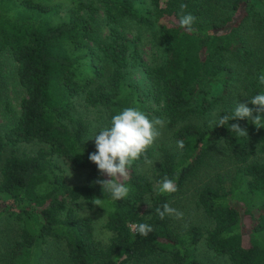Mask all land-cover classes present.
<instances>
[{
  "label": "trees",
  "instance_id": "1",
  "mask_svg": "<svg viewBox=\"0 0 264 264\" xmlns=\"http://www.w3.org/2000/svg\"><path fill=\"white\" fill-rule=\"evenodd\" d=\"M101 2L110 31L106 39L81 7L63 14L57 0H0V53L8 52L15 61L25 91L19 116L0 132V221L13 215L19 224L6 250L0 246V264H203L194 254L202 241L231 264H264V128L230 120L229 125L247 128L248 136L237 138L228 125L185 121L211 109L210 84L229 87L239 72L247 82V99L264 92L258 82L264 73V0H150L148 9L141 0ZM182 3L184 12L196 17L194 31L179 26ZM128 20L156 25L165 43L163 62H145L121 29ZM132 65L145 71L149 91L127 82ZM149 97L160 109L147 103ZM80 100L104 109L105 127L126 107L150 119L164 116L176 141L184 142L181 156L161 147L151 179L140 170L153 157L149 148L128 170L127 197L114 201L95 183L105 177L88 159L95 147L88 140L89 124L77 111ZM233 110L224 109L219 117ZM220 139L231 166L215 156ZM30 142L43 145L34 154L20 152L19 144ZM56 156L73 168H87L85 182L69 184ZM209 163L214 173L210 182L197 185V205L213 225L206 230L189 225L180 232L172 215L161 219L155 210L171 206ZM165 177L175 181L178 191L156 190ZM149 195L150 204L141 211ZM80 200L105 212V227L112 232L108 243L95 237L93 217L73 207ZM140 224L153 230L141 236ZM50 241L61 251L48 262Z\"/></svg>",
  "mask_w": 264,
  "mask_h": 264
},
{
  "label": "rangeland",
  "instance_id": "2",
  "mask_svg": "<svg viewBox=\"0 0 264 264\" xmlns=\"http://www.w3.org/2000/svg\"><path fill=\"white\" fill-rule=\"evenodd\" d=\"M62 5V12L67 13L71 9L80 8V12L89 16L91 21L95 24L98 30L99 37L106 39L109 36V25L106 21L104 6L101 0H57ZM142 4L148 9L150 0H141ZM122 31L128 37L133 45H137L141 56L148 65L155 66L166 57L165 43L159 36V29L156 25L144 26L137 25L132 20L125 21L121 26ZM249 41L256 40V44H260V40L257 38L251 39L252 36L247 35ZM0 71L2 76L6 80L5 89L1 92L0 96V132L4 133L7 127L12 125L20 113V101L25 95L24 89L20 86L18 78L15 73V61L8 52L0 53ZM127 82H132L135 85L140 86L145 92L149 91L151 85L145 71L139 65H132L127 69L126 75ZM2 81V80H1ZM243 72H239V75L235 81L230 84L229 87L221 82H213L208 87V97L213 101L211 109L203 114L194 115L187 118L185 121H192L197 124H208L214 126L212 121L219 118V113L224 109H234L236 104L245 102L247 99V90ZM147 103L154 108L160 109L161 105L156 104L151 97L148 98ZM77 111L88 122L89 129L87 132L88 138L93 137L102 128L105 127V111L103 108L90 107L84 104L83 100H80L77 106ZM156 117L162 118L165 121V125L160 129V136L155 143L150 147L153 150V157L141 165L140 170L151 179H154L158 165L161 161V147H167L168 150L181 156V151L177 147V141L173 136V131L167 125V119L164 116L156 115ZM43 145L40 142L20 143L19 150L22 153L34 154ZM216 153L215 156L219 158L224 164L233 165V161L227 158L224 142L220 139L215 143ZM55 161L61 165V169L66 175L67 182L71 185L83 184L88 172L87 168L76 169L71 167V164L65 162L62 157H55ZM214 173L212 163H209L205 169L201 170L196 178H192L191 181L185 186L184 190L175 196L171 200V207L177 209L183 213L182 219H177L174 215L173 225L180 232L184 231L189 225H200L204 230L210 228L213 223L210 218L206 216L201 206L197 205V185L202 181L210 182V178ZM151 201V196H147L145 201L141 204L140 210L144 211L148 208ZM77 212L81 215H90L94 219L95 237L103 243H108L112 232L106 227L107 216L104 211L97 208H90L86 201L80 200L77 203L72 204ZM18 222L15 218L9 215L2 216L0 221V246L5 251L9 241L14 239L16 232H18ZM6 226H9L10 231ZM47 248L50 252L46 258L48 262L53 255L58 254L61 251L57 249V245L53 242H49ZM50 254V255H49ZM194 254L203 264H231L227 256L217 255L214 251L210 250L204 241L200 242L195 249ZM49 255V256H48Z\"/></svg>",
  "mask_w": 264,
  "mask_h": 264
},
{
  "label": "clouds",
  "instance_id": "3",
  "mask_svg": "<svg viewBox=\"0 0 264 264\" xmlns=\"http://www.w3.org/2000/svg\"><path fill=\"white\" fill-rule=\"evenodd\" d=\"M186 4H181L179 26L187 31H194L192 25L196 17L190 13H185ZM258 82L264 85V73L258 76ZM249 104L252 107H249ZM230 120H248L257 130L264 128V92L246 99L245 102H238L231 115H224L211 123L214 126L223 127L228 125L230 132L235 133L237 138L247 137L246 127L240 123H232ZM165 125V121L159 117L149 118V116L135 107H126L118 114L111 117L110 124L102 128L98 133L88 140H94L95 151L88 156L90 162L96 165L98 173L103 179H97L103 192L110 194L111 198L122 200L127 197L129 188L124 183L128 176V170L133 162L145 156L147 150L155 143L160 136V129ZM87 140V141H88ZM177 147L183 149L184 142L177 141ZM157 191L161 194H172L178 191L174 180L168 177L158 181ZM99 204V200L96 201ZM156 214L163 219L166 215H174L177 219L183 218V213L172 208L165 203L157 208ZM152 227L148 224H140L137 232L141 236H147Z\"/></svg>",
  "mask_w": 264,
  "mask_h": 264
}]
</instances>
